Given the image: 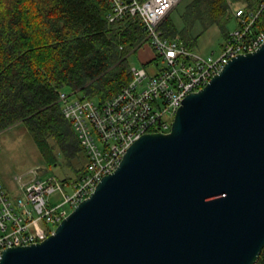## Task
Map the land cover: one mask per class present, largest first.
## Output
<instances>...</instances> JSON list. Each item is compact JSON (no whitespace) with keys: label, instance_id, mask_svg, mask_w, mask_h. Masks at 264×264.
Masks as SVG:
<instances>
[{"label":"water","instance_id":"1","mask_svg":"<svg viewBox=\"0 0 264 264\" xmlns=\"http://www.w3.org/2000/svg\"><path fill=\"white\" fill-rule=\"evenodd\" d=\"M41 175L47 166L37 167ZM264 250V44L188 94L44 240L0 264H255Z\"/></svg>","mask_w":264,"mask_h":264},{"label":"built area","instance_id":"2","mask_svg":"<svg viewBox=\"0 0 264 264\" xmlns=\"http://www.w3.org/2000/svg\"><path fill=\"white\" fill-rule=\"evenodd\" d=\"M109 22L138 17L152 48L157 71L131 65L132 80L104 102L61 91L59 102L77 134L88 161L80 178L60 179L41 175L37 167L30 178L18 177L19 193L0 181V260L4 249L40 242L115 171L129 147L142 135L168 132L185 97L205 87L235 57L258 50L264 44V0L255 7L234 6L219 54L202 55L180 38L165 35L162 24L181 0H107ZM164 65L159 67V63ZM258 262V261H257ZM255 264H258V263Z\"/></svg>","mask_w":264,"mask_h":264},{"label":"trees","instance_id":"3","mask_svg":"<svg viewBox=\"0 0 264 264\" xmlns=\"http://www.w3.org/2000/svg\"><path fill=\"white\" fill-rule=\"evenodd\" d=\"M259 1L192 0L182 16L184 27L170 14L162 28L194 48L197 22L204 30L219 27L226 37L232 8H253ZM109 11L107 0H0V131L23 122L46 165L58 164L57 145L76 179L86 164L77 169L72 161L85 152L63 114L60 92L104 102L132 80L130 54L145 43L138 17L109 22ZM257 263L264 264V250Z\"/></svg>","mask_w":264,"mask_h":264},{"label":"rangeland","instance_id":"4","mask_svg":"<svg viewBox=\"0 0 264 264\" xmlns=\"http://www.w3.org/2000/svg\"><path fill=\"white\" fill-rule=\"evenodd\" d=\"M192 0H181L180 3L170 13L172 20L179 28L184 27L182 19L183 14L186 12L188 4ZM237 3L235 6H241ZM237 27V21L232 19L228 25L227 30L232 31ZM193 35L198 36L194 50L202 55H211L213 52L219 54L221 44L224 42L225 37L217 26H210L204 30L201 22H197L192 31ZM150 49L149 44H144L138 50L130 54L129 60L131 65L145 66L150 74L157 71L156 61L143 63L147 56L151 53L147 50ZM159 67L164 65L160 62ZM70 92V91H69ZM53 142V141H52ZM54 153L58 157V164L48 167L45 162L43 154L39 150L33 135L26 124L23 122L16 123L8 128L0 131V181L4 185H8L7 180L13 181L15 185L14 194H18L20 185H18V177L24 181L30 178V172L39 166H47L49 171L47 175H56L60 179H75L73 168L69 165L67 157L64 156L57 145H54ZM87 162L86 154L80 155L73 159L72 164L77 169H80ZM6 183V184H5Z\"/></svg>","mask_w":264,"mask_h":264},{"label":"crops","instance_id":"5","mask_svg":"<svg viewBox=\"0 0 264 264\" xmlns=\"http://www.w3.org/2000/svg\"><path fill=\"white\" fill-rule=\"evenodd\" d=\"M148 52L149 53H151V55L149 56L148 55ZM147 59L145 60H142V62L143 63H147V61H149L153 56H154V53H153V50H152V48L150 47V49L149 50H147ZM7 182H8V185H6V187L11 191V192H15L16 190H14L15 188V185L13 184V181L11 182V181H9V180H7ZM6 184V183H5Z\"/></svg>","mask_w":264,"mask_h":264}]
</instances>
